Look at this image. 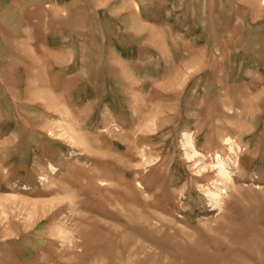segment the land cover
<instances>
[{
    "label": "rangeland",
    "instance_id": "obj_1",
    "mask_svg": "<svg viewBox=\"0 0 264 264\" xmlns=\"http://www.w3.org/2000/svg\"><path fill=\"white\" fill-rule=\"evenodd\" d=\"M0 264H264V0H0Z\"/></svg>",
    "mask_w": 264,
    "mask_h": 264
},
{
    "label": "bare ground",
    "instance_id": "obj_2",
    "mask_svg": "<svg viewBox=\"0 0 264 264\" xmlns=\"http://www.w3.org/2000/svg\"><path fill=\"white\" fill-rule=\"evenodd\" d=\"M213 166L218 170V174L220 176H222L223 178H226V179L230 178L228 169L226 167V162L220 157V155L216 156L215 162L213 163ZM220 191L211 192V194H210L213 198H215L216 203H219L218 198L220 197Z\"/></svg>",
    "mask_w": 264,
    "mask_h": 264
},
{
    "label": "crops",
    "instance_id": "obj_3",
    "mask_svg": "<svg viewBox=\"0 0 264 264\" xmlns=\"http://www.w3.org/2000/svg\"><path fill=\"white\" fill-rule=\"evenodd\" d=\"M219 155V154H218ZM221 157V156H220Z\"/></svg>",
    "mask_w": 264,
    "mask_h": 264
}]
</instances>
